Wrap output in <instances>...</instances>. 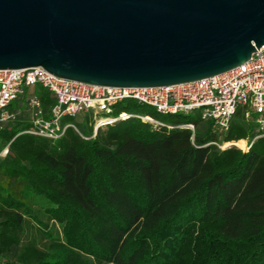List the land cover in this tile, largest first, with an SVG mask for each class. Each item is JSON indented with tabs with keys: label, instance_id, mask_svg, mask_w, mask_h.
<instances>
[{
	"label": "trees",
	"instance_id": "trees-1",
	"mask_svg": "<svg viewBox=\"0 0 264 264\" xmlns=\"http://www.w3.org/2000/svg\"><path fill=\"white\" fill-rule=\"evenodd\" d=\"M35 94L49 117L53 94ZM9 110L15 118L0 132L4 261L264 264V137L247 107L227 131L199 110L126 109L160 124L129 118L95 136L90 115L66 117L78 131L56 140L28 132L25 97Z\"/></svg>",
	"mask_w": 264,
	"mask_h": 264
},
{
	"label": "water",
	"instance_id": "water-1",
	"mask_svg": "<svg viewBox=\"0 0 264 264\" xmlns=\"http://www.w3.org/2000/svg\"><path fill=\"white\" fill-rule=\"evenodd\" d=\"M263 45L264 0H0V70L156 88L230 72Z\"/></svg>",
	"mask_w": 264,
	"mask_h": 264
},
{
	"label": "built area",
	"instance_id": "built-area-1",
	"mask_svg": "<svg viewBox=\"0 0 264 264\" xmlns=\"http://www.w3.org/2000/svg\"><path fill=\"white\" fill-rule=\"evenodd\" d=\"M37 87L48 90L55 98L49 117H45L42 102L35 94ZM22 97H25V109L29 111L32 124L28 132L50 140L59 139L68 128L78 131L75 124L62 123L66 117L77 119L90 115L93 136L100 128L129 118L146 121L147 116L126 110L138 107L153 108L160 115L199 110L202 117L212 119L220 131H227L237 110L247 107L246 116H254L261 133L258 137H264V45L248 62L225 74L156 88L88 85L54 76L41 67L0 70V132L5 123L15 118L9 109ZM149 120L160 124L152 118ZM0 264L12 263L4 261L0 255Z\"/></svg>",
	"mask_w": 264,
	"mask_h": 264
},
{
	"label": "rangeland",
	"instance_id": "rangeland-1",
	"mask_svg": "<svg viewBox=\"0 0 264 264\" xmlns=\"http://www.w3.org/2000/svg\"><path fill=\"white\" fill-rule=\"evenodd\" d=\"M77 120V119H76ZM146 121H150V120H146ZM152 123H154V122H152ZM86 124V123H85ZM156 124V123H155ZM224 146V145H223ZM247 146H248V144H247ZM224 147H226V146H224ZM242 150H244V149H242ZM244 151H247V150H244ZM6 154V150H3V151H1L0 152V156H4Z\"/></svg>",
	"mask_w": 264,
	"mask_h": 264
},
{
	"label": "bare ground",
	"instance_id": "bare-ground-1",
	"mask_svg": "<svg viewBox=\"0 0 264 264\" xmlns=\"http://www.w3.org/2000/svg\"><path fill=\"white\" fill-rule=\"evenodd\" d=\"M146 119H147V120H149V119H150V117H147ZM230 145H232V144H230Z\"/></svg>",
	"mask_w": 264,
	"mask_h": 264
}]
</instances>
